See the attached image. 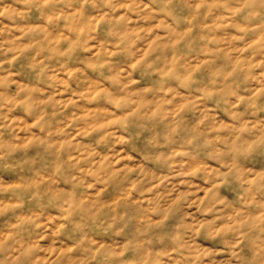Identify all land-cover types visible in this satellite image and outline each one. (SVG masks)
Here are the masks:
<instances>
[{"label": "clouds", "instance_id": "9594fccd", "mask_svg": "<svg viewBox=\"0 0 264 264\" xmlns=\"http://www.w3.org/2000/svg\"><path fill=\"white\" fill-rule=\"evenodd\" d=\"M0 264H264V0H0Z\"/></svg>", "mask_w": 264, "mask_h": 264}]
</instances>
